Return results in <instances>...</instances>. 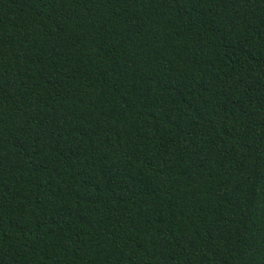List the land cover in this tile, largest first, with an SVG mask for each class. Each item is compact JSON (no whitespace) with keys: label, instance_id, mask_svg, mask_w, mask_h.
<instances>
[{"label":"trees","instance_id":"16d2710c","mask_svg":"<svg viewBox=\"0 0 264 264\" xmlns=\"http://www.w3.org/2000/svg\"><path fill=\"white\" fill-rule=\"evenodd\" d=\"M0 264H264V0H0Z\"/></svg>","mask_w":264,"mask_h":264}]
</instances>
